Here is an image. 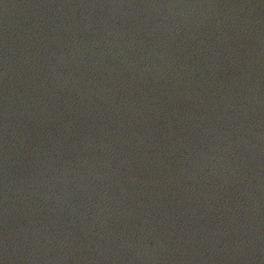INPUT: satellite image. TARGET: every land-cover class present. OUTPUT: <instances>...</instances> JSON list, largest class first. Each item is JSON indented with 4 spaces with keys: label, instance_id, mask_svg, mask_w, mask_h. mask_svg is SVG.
Returning a JSON list of instances; mask_svg holds the SVG:
<instances>
[{
    "label": "water",
    "instance_id": "1",
    "mask_svg": "<svg viewBox=\"0 0 264 264\" xmlns=\"http://www.w3.org/2000/svg\"><path fill=\"white\" fill-rule=\"evenodd\" d=\"M0 264H264V0H0Z\"/></svg>",
    "mask_w": 264,
    "mask_h": 264
}]
</instances>
